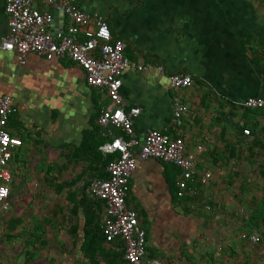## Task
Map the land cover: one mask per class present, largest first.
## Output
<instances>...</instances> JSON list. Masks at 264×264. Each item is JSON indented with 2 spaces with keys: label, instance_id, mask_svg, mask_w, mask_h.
<instances>
[{
  "label": "crops",
  "instance_id": "0c3cea01",
  "mask_svg": "<svg viewBox=\"0 0 264 264\" xmlns=\"http://www.w3.org/2000/svg\"><path fill=\"white\" fill-rule=\"evenodd\" d=\"M32 1L53 15L49 32H61V13L46 0ZM5 2L0 0V36L9 30ZM77 2L87 14L107 21L112 37L125 43L123 54L129 61L148 66L121 75L125 108L140 112L133 119L139 139L149 130L180 137L186 152L195 155L197 171L211 175L207 185L193 184L188 208L195 214L184 215L172 204L166 163L136 157L127 205L147 233V246L159 253L152 259L167 264H264V111L241 106L248 98L264 99V0ZM171 74L189 75L192 85L171 88ZM4 95L14 108L7 131L22 142L12 159L23 147L31 151L21 169L34 163L31 172L38 173L44 195L38 192V224L7 220L11 199L9 211L0 214V224H9L8 231H0V264H88L79 252L80 241L72 236L74 221L65 196L81 170L90 171L77 149L92 134L102 137L96 116L110 102L88 87L83 71L67 60L30 54L20 61L15 53L0 50V97ZM175 102L188 107L179 124L173 117ZM243 129L250 135L244 136ZM198 147L202 152L197 153ZM43 161L51 166L40 167ZM10 162L12 182L20 170ZM76 164H81L78 173ZM90 175L83 180L90 181ZM61 183L67 187L59 193ZM17 225L20 231L15 233ZM253 233L256 243L241 238ZM119 243L103 245L122 250ZM166 252L172 259L163 257Z\"/></svg>",
  "mask_w": 264,
  "mask_h": 264
},
{
  "label": "built area",
  "instance_id": "2783aa9c",
  "mask_svg": "<svg viewBox=\"0 0 264 264\" xmlns=\"http://www.w3.org/2000/svg\"><path fill=\"white\" fill-rule=\"evenodd\" d=\"M54 10L61 13L63 30L56 34L48 28L53 21L50 12L38 10L32 0H6L4 12L7 17L8 33L0 36V50L15 53L20 61L34 54L47 60H67L78 66L84 74L88 87L97 89L110 102V107L100 108L96 124L102 129L105 142L98 151L103 156L116 155L107 167V178L94 179L87 187V194L96 201L103 202L101 229L105 243L120 242L123 251V264H167L166 261L147 258L146 232L140 226L138 215L128 207L129 179L136 168V157L140 160L155 159L171 164L180 170L178 197L193 195V184L207 185L210 173L200 174L196 169L195 155L187 153L182 138H172L158 130H149L139 139L133 119L139 115L137 108H125L120 95L121 75L126 69L138 72L147 65L129 61L123 54L125 43L114 39L107 21L102 16H91L84 12L77 0H46ZM157 70L163 71L160 66ZM189 75H168L169 86L183 89L192 85ZM241 106L248 110L264 111V99L248 98ZM175 123L188 113V107L180 102L173 104ZM14 108L9 96L0 97V214L10 209L11 175L8 163L13 152L22 145L20 139L7 131L9 117ZM119 131L120 134H116ZM244 136L250 135L243 129ZM202 148H197V153ZM188 184L190 186L188 189ZM187 190V191H186ZM209 210V207H205ZM244 219L248 215L241 211ZM242 239L250 243L258 241V235L242 234Z\"/></svg>",
  "mask_w": 264,
  "mask_h": 264
},
{
  "label": "trees",
  "instance_id": "16d2710c",
  "mask_svg": "<svg viewBox=\"0 0 264 264\" xmlns=\"http://www.w3.org/2000/svg\"><path fill=\"white\" fill-rule=\"evenodd\" d=\"M98 133V132H97ZM119 134V131H115ZM95 134H92L85 142L84 145L77 149V155L80 159H84L87 163L91 174V180H83V176L87 173V169H82L78 176L75 177L72 183L69 185L73 186V190L65 196L66 202L70 205L69 213L74 221L71 224L72 236L80 241L79 252L82 254L83 259L88 264H123V251L115 250L110 247H105V236L101 229V216L104 213V205L101 201L92 199L87 194V187L93 179L104 180L108 174L106 172L107 165L117 158L116 155L103 156L98 151L100 145L105 142L100 135L94 138ZM92 140H97L93 144ZM84 149V153L82 152ZM89 154V157L85 155ZM81 154H84L81 156ZM168 166L166 171L167 182L169 185V193L172 200V204L178 207L184 215H194L193 210L189 209V204L192 202V198L186 193L183 197H178L180 191L179 177L180 170L171 164H165ZM82 181L81 185H78ZM67 187L66 183L58 185L59 193ZM190 186L188 184L189 190ZM186 190V191H187ZM129 194V193H128ZM13 198V194H10V199ZM128 198V197H127ZM127 203V199H126ZM189 207V208H188ZM9 225V224H8ZM7 225V226H8ZM146 232V231H145ZM148 236L146 233V240ZM110 244V243H108ZM120 247V246H119ZM147 258H156V255L152 252L151 248L146 247Z\"/></svg>",
  "mask_w": 264,
  "mask_h": 264
},
{
  "label": "rangeland",
  "instance_id": "374dc122",
  "mask_svg": "<svg viewBox=\"0 0 264 264\" xmlns=\"http://www.w3.org/2000/svg\"><path fill=\"white\" fill-rule=\"evenodd\" d=\"M31 151H26L25 147L22 148L20 153H16L18 158H13L10 162V166L13 168H18L20 170L19 173H16V179H13L10 184V189L13 193L12 200V207L10 213L7 215V220L9 219H18L21 222L29 221V223L35 222V224H38V192L41 194V197L44 195L43 188H38V173L34 174V172H31L34 168V163H27L26 169H21V162H29L31 155ZM40 167L43 166V168L47 169V167L51 166L46 161H43ZM81 164L75 165V171L78 173L81 169ZM37 170H38V164H37ZM45 187H47L50 190V187L45 182ZM65 203V202H64ZM49 213H42V215H47ZM6 221V220H5ZM6 223V222H5ZM0 224V231H5V229L8 227L6 224ZM23 226H25V223H20ZM7 230V229H6ZM2 231V232H3ZM8 231V230H7ZM6 231V232H7ZM16 231V232H15ZM15 231H11L9 234L13 235L14 232L18 233L20 231L19 225L16 226ZM239 234V231H238ZM177 236V235H176ZM12 242H14V239L12 238ZM17 241V239H16ZM17 248H21L23 244H16ZM15 246V247H16ZM156 257L159 256V253L155 251ZM168 258L169 260L172 259L170 254L167 252L163 257Z\"/></svg>",
  "mask_w": 264,
  "mask_h": 264
},
{
  "label": "water",
  "instance_id": "95a60500",
  "mask_svg": "<svg viewBox=\"0 0 264 264\" xmlns=\"http://www.w3.org/2000/svg\"><path fill=\"white\" fill-rule=\"evenodd\" d=\"M62 30H63V27L61 26V27H60V31H62Z\"/></svg>",
  "mask_w": 264,
  "mask_h": 264
}]
</instances>
